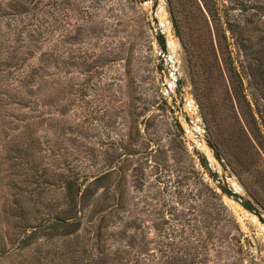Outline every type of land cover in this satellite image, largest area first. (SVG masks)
Wrapping results in <instances>:
<instances>
[{
    "label": "rangeland",
    "instance_id": "1",
    "mask_svg": "<svg viewBox=\"0 0 264 264\" xmlns=\"http://www.w3.org/2000/svg\"><path fill=\"white\" fill-rule=\"evenodd\" d=\"M191 127L264 215V0H0V264H264Z\"/></svg>",
    "mask_w": 264,
    "mask_h": 264
},
{
    "label": "water",
    "instance_id": "2",
    "mask_svg": "<svg viewBox=\"0 0 264 264\" xmlns=\"http://www.w3.org/2000/svg\"><path fill=\"white\" fill-rule=\"evenodd\" d=\"M158 9V2L155 1V3L153 4L152 8H151V14H152V19H153V23L155 25V40H156V44L158 45V50H159V55L160 56H167L168 55V46H167V39H166V34L164 33L163 29H162V25L160 24L158 18L156 17V11ZM160 74L163 77V69L162 67L159 68ZM162 85L163 87L167 90L169 89L167 87V84H165L164 79H162ZM182 86V82L181 79H176L175 81V96H172V103L176 104L179 100V102H181V104L184 106L185 108V104H186V99L184 97L183 93V88ZM185 114H187L185 112ZM187 117H185V120L188 123H190L191 121L188 119V114L186 115ZM181 132L184 134L185 131L183 129H181ZM205 144L207 146V148H209V150L211 151L212 154V158L217 162V167H221V162H220V158H218L212 148L211 147V143L210 141L204 139ZM198 159L200 160L201 164L204 166V168L207 170V172L212 176V178L218 183L219 185V189L221 190V192L229 199H231L232 201L236 202L238 205H240V207H242L241 209H244L246 212L250 213L251 215H254L257 219V221H259L263 226H264V215L262 214L261 210H259L260 208L248 197L246 196V194L243 192H241L242 190L236 189L234 188L233 185H231L229 183V180H231V176L227 175L226 172L224 171V169H221V172L217 169V167L213 166L210 163V159L208 158V156L203 153L202 151L196 150L195 151Z\"/></svg>",
    "mask_w": 264,
    "mask_h": 264
},
{
    "label": "bare ground",
    "instance_id": "3",
    "mask_svg": "<svg viewBox=\"0 0 264 264\" xmlns=\"http://www.w3.org/2000/svg\"><path fill=\"white\" fill-rule=\"evenodd\" d=\"M156 17L158 18L160 24L162 25V29L164 31V33H166L168 31V24L167 21L165 20L166 18V13L164 11V8L162 6L158 7L157 13H156ZM173 85L169 83V85L167 87H169L170 91L173 90ZM189 105V104H188ZM190 106V105H189ZM188 125L191 126V122L188 123ZM192 128V127H191ZM191 132L195 135V137H197L199 139V142L202 144H205L204 138L201 136L200 132L198 131V129L192 128ZM190 131L187 130V133L193 138L192 134ZM188 136V137H190ZM196 146H199L198 143L194 142ZM207 151V150H206ZM205 151V152H206ZM203 152V151H202ZM207 153L211 156V154L207 151ZM211 164H213L212 162H210ZM232 182V181H231ZM234 188L238 189L235 185H233Z\"/></svg>",
    "mask_w": 264,
    "mask_h": 264
},
{
    "label": "trees",
    "instance_id": "4",
    "mask_svg": "<svg viewBox=\"0 0 264 264\" xmlns=\"http://www.w3.org/2000/svg\"><path fill=\"white\" fill-rule=\"evenodd\" d=\"M210 148H212L214 154L219 158L218 151H217L216 148H214V146L212 145V143H211V147ZM90 195H91V192L88 190V188H86L83 191V193H82L81 199L82 200H86V199H88L90 197ZM74 218H75L74 216L71 217V218H64V219H61V221L58 220L56 223H58V224L60 223L61 225H66V226L68 225V226H70L71 229L69 231H67V233L68 234H71V233L75 232L76 230H78V228H79V224L76 223V222H74V223L73 222L67 223V220L74 219ZM48 235H46V236H48ZM27 244L28 243H26L25 245H27Z\"/></svg>",
    "mask_w": 264,
    "mask_h": 264
},
{
    "label": "built area",
    "instance_id": "5",
    "mask_svg": "<svg viewBox=\"0 0 264 264\" xmlns=\"http://www.w3.org/2000/svg\"><path fill=\"white\" fill-rule=\"evenodd\" d=\"M166 59H168V61L172 63V57H171V55H170L169 53H168V55L166 56Z\"/></svg>",
    "mask_w": 264,
    "mask_h": 264
}]
</instances>
